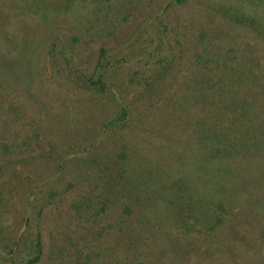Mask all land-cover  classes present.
I'll use <instances>...</instances> for the list:
<instances>
[{
    "label": "rangeland",
    "instance_id": "1",
    "mask_svg": "<svg viewBox=\"0 0 264 264\" xmlns=\"http://www.w3.org/2000/svg\"><path fill=\"white\" fill-rule=\"evenodd\" d=\"M172 1L0 0V264H264V0Z\"/></svg>",
    "mask_w": 264,
    "mask_h": 264
},
{
    "label": "trees",
    "instance_id": "2",
    "mask_svg": "<svg viewBox=\"0 0 264 264\" xmlns=\"http://www.w3.org/2000/svg\"><path fill=\"white\" fill-rule=\"evenodd\" d=\"M77 1H80V0H56V4H55V6H56V8H59V6L60 5H62L63 7H65V8H68L67 10H69V9H71V7H73V5L77 2ZM187 0H173L171 3L172 4H183V3H185ZM105 8H106V10H107V13H109V15H110V12L112 11V7L111 6H105ZM61 11H64V8L61 10ZM60 11V12H61ZM105 11V10H104ZM110 17V16H109ZM111 20H113L112 18H109V20L108 21H111ZM102 21V20H101ZM115 21H117V18H115V16H114V20H113V23L115 22ZM231 52H234V50H231ZM206 54H207V51H206ZM208 54H209V52H208ZM105 58H106V50L104 49V48H102L101 49V54H100V60H99V62H98V65H97V67H96V70L94 71V73H93V75H92V82L94 83V84H100L101 86H103L104 85V83H105V73H106V68H107V65H106V62H105ZM204 59V61H206L207 63L208 62H212L213 60L211 59V58H204V57H200V59ZM227 61V60H226ZM214 62H216V66L215 67H221V62L220 61H218V59H216V58H214ZM100 69H101V71H100ZM234 71V68H232L231 67V65H229L228 64V66H227V70H226V72H220V75H226L227 76V78H229L230 79V77H229V74L230 75H233L234 73H232L231 71ZM96 78V79H95ZM221 81V80H220ZM231 86V84H229V86H227V87H230ZM127 118V110H126V108L124 107L122 110H121V113L119 114V116H118V118H115V119H113L112 120V122H121L122 120H124V119H126ZM123 166V165H122ZM129 170L130 169H128V168H125V167H123V169H122V178H125V176L129 173V175L128 176H131V171L129 172ZM142 174L140 173V176H141ZM127 177V176H126ZM131 180V179H133V177H131V178H127V180ZM123 190H121V192H122ZM129 192H132V190H129ZM125 194V192L123 191V195ZM107 201V200H106ZM106 201H103L100 205H101V207L97 210L98 211V213L100 212V211H104V210H106V208L108 207V201L106 202ZM134 204H136V206H138L137 205V202L136 201H132V200H128V199H126L125 201H124V204H123V213L126 215H128V214H131L133 211H134V207H135V205ZM177 206H178V208H181L182 207V205L179 203V204H177ZM138 208V207H137ZM122 221H124V219H122ZM40 240H39V238H37V241L35 242V244H34V255H33V257L30 259V260H28L27 262H25V263H23V264H34V263H36L39 259H40V252H41V244H40V242H39Z\"/></svg>",
    "mask_w": 264,
    "mask_h": 264
}]
</instances>
